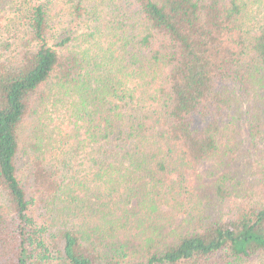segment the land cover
Returning a JSON list of instances; mask_svg holds the SVG:
<instances>
[{
  "label": "trees",
  "instance_id": "trees-1",
  "mask_svg": "<svg viewBox=\"0 0 264 264\" xmlns=\"http://www.w3.org/2000/svg\"><path fill=\"white\" fill-rule=\"evenodd\" d=\"M0 264H264V0H0Z\"/></svg>",
  "mask_w": 264,
  "mask_h": 264
},
{
  "label": "rangeland",
  "instance_id": "rangeland-1",
  "mask_svg": "<svg viewBox=\"0 0 264 264\" xmlns=\"http://www.w3.org/2000/svg\"><path fill=\"white\" fill-rule=\"evenodd\" d=\"M205 167H206V165H205ZM205 167H203L202 169H205Z\"/></svg>",
  "mask_w": 264,
  "mask_h": 264
}]
</instances>
